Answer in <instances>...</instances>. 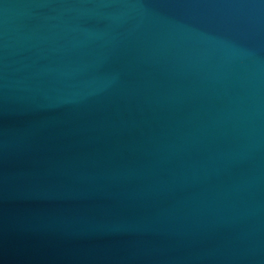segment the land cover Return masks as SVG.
<instances>
[{
  "label": "water",
  "instance_id": "obj_1",
  "mask_svg": "<svg viewBox=\"0 0 264 264\" xmlns=\"http://www.w3.org/2000/svg\"><path fill=\"white\" fill-rule=\"evenodd\" d=\"M0 264H264V0H0Z\"/></svg>",
  "mask_w": 264,
  "mask_h": 264
}]
</instances>
